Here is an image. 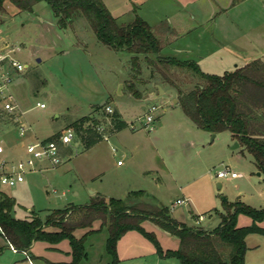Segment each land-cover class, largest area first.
<instances>
[{"label": "rangeland", "instance_id": "1", "mask_svg": "<svg viewBox=\"0 0 264 264\" xmlns=\"http://www.w3.org/2000/svg\"><path fill=\"white\" fill-rule=\"evenodd\" d=\"M100 2L117 23L121 21L115 15L117 12L130 18H135L132 14L138 12L149 24L160 18L167 21L169 17L181 20L185 26L201 21L195 14L196 9L209 10L215 6L212 0ZM54 25L55 20L45 2L36 4L31 13L20 12L9 3L4 5V12L0 14V48H16L14 58L26 68L21 77L13 76L9 86L10 93L15 96V110L5 112L0 101V134L11 129L5 137L25 148L28 140L35 137L44 139L62 128L72 129L71 123L82 117L91 119L95 115L91 108L101 109L102 101L111 103L108 107L112 113L121 115L126 127L112 132L110 119H104L106 113L102 111L99 113L102 137L94 147L86 149L75 140L62 153L58 165L50 166L41 160L37 164L44 167L43 170L26 171L21 184L1 186L0 190L12 196L18 204L12 217L24 220L33 212L43 221L51 212L68 205L89 204V192L94 190L103 192L107 199L121 200L126 190L145 191L157 204L169 208L171 215L183 219L187 225L192 224L187 218L188 212L200 215L203 220L195 227L204 230H212L218 225V214L223 213V199L228 203L251 204L255 209L264 208V174L257 176L252 157L236 146L228 132L216 134L211 140L209 133L199 130L183 114L180 106L172 104L165 95L144 101L142 110L140 104L126 97L127 83L133 76L127 52L107 50L94 38L82 18L74 19L66 30ZM204 26L212 34V23ZM199 29L193 30V35ZM73 32L83 40L79 42ZM180 43L169 40L168 47L174 48ZM161 50L166 53V46ZM185 60L181 57L178 61ZM211 61L201 64L204 72L222 75L221 65ZM139 66L141 75L138 78L147 79L149 73L145 64L139 62ZM172 71L173 78L184 91L202 84L187 72ZM126 73L130 74L127 82L116 84ZM18 83H22V88L16 86ZM139 84L135 82L136 88ZM36 103L43 104L44 108H37ZM150 107H155L156 111L151 114L153 121L146 125L144 117ZM21 126L24 127L23 135L19 134ZM58 137L52 141L57 142ZM225 167L239 176L217 179L216 173ZM217 184H220V189H217ZM184 198H188V203L173 205L177 199ZM250 224L248 217L237 216V227ZM259 226L264 228V223ZM106 234L105 228L102 239ZM75 235L78 237L79 233ZM128 235L124 240L125 249L127 245L135 244L145 255L144 259L141 258L142 264H179L172 258L160 261L149 241L136 232ZM261 239L259 235L248 236L245 264H264ZM91 241L96 243L92 247L91 243H86L88 260L83 264H109L110 257L105 253L101 236H95ZM41 242H36L33 253L39 251ZM162 247L165 248L163 243ZM123 250L121 248V253ZM32 262L39 264L35 259Z\"/></svg>", "mask_w": 264, "mask_h": 264}, {"label": "trees", "instance_id": "2", "mask_svg": "<svg viewBox=\"0 0 264 264\" xmlns=\"http://www.w3.org/2000/svg\"><path fill=\"white\" fill-rule=\"evenodd\" d=\"M41 2L49 6L60 29L71 27L74 19L82 18L101 45L130 55L133 76L128 90L134 99L141 97L135 82L167 86L175 92L177 105L183 114L199 130L210 134L228 132L252 157L257 171L264 174V63L254 60L217 76L202 73L194 62L161 58L159 52L164 46L163 40L142 19L135 17L129 25L121 26L100 0H0V14L4 12L6 3L20 12L31 13L33 7ZM139 62L148 69L145 80L138 78L141 75ZM172 69L187 72L202 84L184 91L173 78ZM106 117L114 130L126 127L116 112L106 114ZM88 121L81 118L71 125L85 148L101 140L95 120L83 128ZM221 205L223 213L218 214V225L206 231L176 222L169 209L157 204L145 191L130 192L123 200L97 195L88 205H68L51 212L43 221L33 212L30 220L15 219L11 215L14 200L0 194V232L11 247L24 253L33 242L57 244L67 240L71 249L68 264H79L86 256V237L93 231L79 238H75L73 233L100 221L101 227L107 231L105 252L111 258L110 264H120L116 245L129 232H136L149 241L161 259H176L179 264H244L245 238L251 234L264 236V228L259 226L264 223V209H254L239 201L222 202ZM238 215L248 217L250 226L237 227ZM146 221L177 238V249L163 251L154 234L142 227ZM46 227H54L58 231L46 232Z\"/></svg>", "mask_w": 264, "mask_h": 264}, {"label": "crops", "instance_id": "3", "mask_svg": "<svg viewBox=\"0 0 264 264\" xmlns=\"http://www.w3.org/2000/svg\"><path fill=\"white\" fill-rule=\"evenodd\" d=\"M212 1H214V5H215L212 9H209V10L196 9L195 14L201 19V21L197 24H193L189 26H185L183 23H181L182 22L181 20H176V19L172 20L167 16H166L167 21H164L163 19L160 18V19H157V21L153 23L154 24L153 25V24L147 23L143 18H141L138 12H136L137 14L133 13L132 15L133 17L135 16V17H139L140 19H142L151 28V30L156 33L157 37L158 38L160 37L163 40V44L166 46L167 50L165 51L166 53H163L161 50L159 52V57L165 58V59H174V60L176 59L181 60V57H184L188 61H194L195 64L200 69V71L204 74L215 75V74H209L207 72H204V70L201 67V64L204 65L210 60H212L211 62L214 64L218 63L219 65H221L220 68H221V71H223V73L228 72V71L231 72L235 70L236 68H241L254 60H260L262 63H264V0H212ZM115 15L116 16L118 15V19H121L120 23H118L121 26H127L134 20V18L125 16L127 14H124L122 12H117ZM111 16L114 17L112 14ZM205 16H208V18L204 19ZM53 18L55 20V25L57 26V19L55 18L54 15H53ZM209 22L212 23V34H210V32L207 31L204 26V25L209 24ZM197 27L201 29L197 30V34L193 35L194 33L193 30L197 29ZM66 29H62V30H66ZM74 35H75V38L78 39L79 42L83 40V37H81L79 34L77 35L74 33ZM169 40H173L175 42L180 41L182 43H180L178 46H174V48H170L168 47ZM76 46L78 47L77 44ZM107 50L109 49L107 48ZM186 60L179 61V62H188ZM222 63L224 65H222ZM22 73L23 72L19 74H15L14 76L21 77ZM130 74H131V71H130ZM130 74L126 73L125 76L122 77L121 81L117 80L116 84H119L120 82L124 84V82H127V78ZM21 85L22 83L20 84L18 83V85L16 86H18L19 88H22ZM16 86H15V89H17ZM128 86H129V82L127 83L128 95L125 94L126 97L131 98L133 101L140 104L142 110L144 109V106L142 105L143 102L146 100H149L152 97V95H148V94L155 92V86H160L164 91L170 89L165 85H158L152 82L147 83V84H141V85H138V88L141 91V97L140 99H134L130 91L128 90ZM23 90L27 92L26 89H23ZM142 93H145V95L143 96ZM11 95L14 99L15 97L14 94L11 93ZM111 95H112V91H111ZM14 102H15V99H14ZM110 104L111 103L109 102L102 101L100 103V106L102 107L101 109L97 107H92L91 111H95V115L94 117H91V119L89 117H82V118H87L89 120L83 126V128H85L86 126H89L90 122H92L93 120L97 122V127H99L100 125L99 120L101 118L99 116V113L104 111V107ZM116 113L118 114V112ZM118 116H119V119L122 121L121 115L118 114ZM103 118L106 119L107 118L106 115H104ZM17 119L18 118L16 117L15 122L18 121ZM76 121L77 120H74L72 123ZM64 130L65 129L62 128L60 131L53 132L48 137L41 139V140L35 137L34 140L33 139L28 140V143H33L36 141H52L53 139L57 138ZM10 131L11 129H6L0 134V165L1 163H5L6 166L13 165L17 161L24 158V145H19L15 142H11L10 139L5 137V134L9 133ZM112 132H119V131H116L113 129ZM210 135H211V140L216 137V134H210ZM100 136L102 137V134ZM74 141L79 142L83 145L81 139L79 138L77 134H75V138L73 142ZM235 143L237 144V147H239L236 141ZM74 145L76 146L77 144H74ZM95 145L96 144L86 149H91ZM66 150L63 148H60V155H62V153H64ZM5 169L6 168H4L3 170L0 169V174H2V172H5L6 171ZM43 169L44 167H40V164H37V163L35 164V171H41ZM238 176L239 175H237V177ZM257 176H261V173L258 172ZM130 192H135V190H126L123 199H125L128 193ZM0 194H3L9 197L1 190H0ZM89 195H90V200L94 196H97V195H100L103 198L107 199L105 194H103V192H98L95 190L89 192ZM9 198L13 199L15 202V206L12 210V213H13L16 206H18V204L16 203L15 199L12 196ZM183 200H186L187 203L189 201L188 198H184ZM225 202L227 201L225 200ZM83 205L85 206L88 204L86 203ZM249 207L252 208V205ZM259 209H264V208H259ZM31 213L32 212H30V216L28 218H25L24 220H30ZM170 215H171V212H170ZM187 216H188L187 217L188 220L192 221V224L187 225V222H185L183 219L177 218L171 215V217L176 222L184 224L187 227H195L196 225H198L196 224V219L200 215H196L192 213L191 211V212H188ZM17 220H21V219H17ZM142 227L144 228L145 231L152 232L154 234L156 240L158 241L163 251H166V250L173 251L177 249L178 247L177 238L157 228L156 226H154L152 223L148 221L143 222ZM47 229H52L50 233H54L58 231V229L54 227L44 228L46 232H49L47 231ZM103 229H105V227H101L100 221H94L90 228L74 231L73 235L75 238L81 237L83 234H85L88 231H93L91 234H89L86 237V240L84 242V251H85L86 256L83 260L80 261L79 264H83L84 262L88 260V253L86 252L85 245L86 243L89 242V244L91 243L90 246L92 247L94 243H96L95 241H93V243L91 241L92 238H94L95 236H98V235L101 236V241H104V249H105V242L107 239V234L105 238L102 239ZM206 231H210V230H206ZM78 233H79V236L76 237L75 234H78ZM251 235H257V234H251ZM127 236H129L128 233L125 234L122 238H120L116 245V254H117L119 263L120 264H142L141 261L143 260H141V258L143 257L144 259L145 255L142 254L137 249L135 244L132 246L127 245L125 249L124 240H126ZM248 236L245 238V245H246V240ZM261 237L262 239L260 240V244H264V236H261ZM131 239L135 241L136 243V240L133 237H131ZM41 243L42 244L40 245L39 251H36V252L34 251V253H33V250H34V246L36 242H33L30 249L25 253L18 252V251L13 252L10 249V245L1 236V232H0V264H33L32 261L34 259L36 260V262L38 261L39 264H68L70 263L71 249H70V246L67 240H62L61 242L57 244H48L46 242H41ZM162 243L165 245V248L162 247ZM121 248L124 249L122 253H121ZM147 253H149L151 257L154 256L153 253H150V252H147ZM246 256H247V250L244 256V264L246 262ZM159 260L162 261L161 258H159ZM110 263H111V258H110Z\"/></svg>", "mask_w": 264, "mask_h": 264}, {"label": "built area", "instance_id": "4", "mask_svg": "<svg viewBox=\"0 0 264 264\" xmlns=\"http://www.w3.org/2000/svg\"><path fill=\"white\" fill-rule=\"evenodd\" d=\"M17 52L16 48H8L3 46L0 48V101L2 103V109L5 112L12 113L16 105L14 99L9 91V86L12 83L13 76L23 72L26 68L25 65L17 61L14 56ZM39 109H43L44 105L36 103L35 105ZM106 114H112L111 108L104 107ZM156 111L155 107H150L146 111L144 117V123L148 125L153 121L151 114ZM19 134L23 135L24 127L19 128ZM96 132L102 134L103 127H96ZM75 133L72 129H65L55 141H36L29 143L24 148V158L14 163V165L6 166L5 163H1L0 169L6 168L5 172L0 174V187H13L23 182V175L26 171H35V164L41 160L48 162L50 166H56L60 163V148L68 149L73 143ZM120 164V162H118ZM217 179H235L237 174L230 170L229 167H225L216 173ZM186 200H176L174 205L186 204ZM203 217L198 216L196 224L201 222ZM10 249L15 252L16 250L10 246Z\"/></svg>", "mask_w": 264, "mask_h": 264}, {"label": "water", "instance_id": "5", "mask_svg": "<svg viewBox=\"0 0 264 264\" xmlns=\"http://www.w3.org/2000/svg\"><path fill=\"white\" fill-rule=\"evenodd\" d=\"M142 94L143 96L145 95V93H142ZM148 95H152L150 99L156 98L157 96L165 95L168 97L169 101H171L172 104H177L176 94L171 89L164 91L160 86H155V92H152ZM216 186H217V189H220V184H217ZM223 202H225V199H223Z\"/></svg>", "mask_w": 264, "mask_h": 264}]
</instances>
